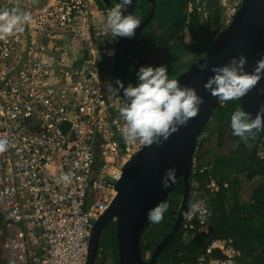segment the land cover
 <instances>
[{
    "label": "built area",
    "instance_id": "2783aa9c",
    "mask_svg": "<svg viewBox=\"0 0 264 264\" xmlns=\"http://www.w3.org/2000/svg\"><path fill=\"white\" fill-rule=\"evenodd\" d=\"M207 1H189L188 14L207 19ZM215 1L224 30L243 0ZM5 9L26 12L0 0ZM99 10L96 0H48L27 11L31 22L21 32L0 40V136L10 141L0 153V214L17 264H86L93 224L116 196L124 165L144 146L126 143L115 123L122 125L126 101L106 86L115 85L114 53L105 67L93 43ZM184 35L192 38L188 26ZM256 154L264 159V136ZM206 187L220 190L213 177ZM200 200L204 214L182 226L193 229L197 221L208 234L211 212ZM241 256L234 238L214 237L194 263L182 264H237Z\"/></svg>",
    "mask_w": 264,
    "mask_h": 264
},
{
    "label": "trees",
    "instance_id": "16d2710c",
    "mask_svg": "<svg viewBox=\"0 0 264 264\" xmlns=\"http://www.w3.org/2000/svg\"><path fill=\"white\" fill-rule=\"evenodd\" d=\"M189 1L156 0L154 17L145 28V34L153 39L147 53H163L156 66L166 65L170 78H176L191 63L204 56L213 46L219 30L212 26L213 13H222L215 0L207 1L208 18L205 20L197 13L188 14ZM97 3L101 9H108L101 0H97ZM151 5L148 0H138L134 15L142 22L150 14ZM187 26L193 40L190 43L184 41V28ZM129 80L132 84L138 83L136 71L129 72ZM237 107H241L238 100L219 104L202 131L194 157L190 203L205 198L211 212L210 233L200 232L197 221L193 229L187 230L182 226L155 264L194 263L214 237L234 238L242 251L237 264H264V159L256 154L257 143L263 134L261 131L255 132L246 142L233 135L230 122ZM213 122L216 123L215 134L209 130ZM211 177L220 185V190L214 194L206 187ZM244 190H247V197ZM183 193V179H179L166 202L169 207L162 221L158 224L149 222L146 227L142 244L143 259L148 260L152 256L157 245L171 230L177 216L172 212L179 209ZM4 219V215L0 214V222ZM147 253L150 254L149 258L146 257ZM109 259L113 261L112 264H119L114 221L104 229L96 264H108Z\"/></svg>",
    "mask_w": 264,
    "mask_h": 264
},
{
    "label": "water",
    "instance_id": "95a60500",
    "mask_svg": "<svg viewBox=\"0 0 264 264\" xmlns=\"http://www.w3.org/2000/svg\"><path fill=\"white\" fill-rule=\"evenodd\" d=\"M108 8L113 5L110 0H104ZM152 3L150 14L136 29L134 37H119L116 40L113 56V73L115 81L120 79L125 87L130 82L129 72L135 42L154 17L156 0ZM138 0H133L124 12L134 15ZM246 55L248 62L246 70L252 72L256 61L264 57V0H243L242 4L224 30L217 36L213 46L206 54L191 63L187 70L176 78L181 85L194 87L204 97L197 116L193 117L187 126L181 127L162 144L153 143L143 146L123 167L121 178L115 185L116 196L107 210L94 222L90 238L86 264H96L101 247V238L105 227L114 221L116 224V241L119 264H155L157 258L182 228L184 212L188 210L191 201V175L194 167V157L198 140L202 131L210 121L213 112L221 103L218 97L211 95L204 88L206 81L214 75L212 67L224 65L232 57ZM207 63L209 67L201 71L199 65ZM123 95V90H120ZM264 78L239 101L242 108L253 117L264 105ZM264 136V130L261 131ZM177 167V179H183L184 193L171 230L155 248L147 260L142 256L143 237L149 224L148 210L161 202H167L174 190L175 184L165 189L162 178L170 167Z\"/></svg>",
    "mask_w": 264,
    "mask_h": 264
},
{
    "label": "clouds",
    "instance_id": "9594fccd",
    "mask_svg": "<svg viewBox=\"0 0 264 264\" xmlns=\"http://www.w3.org/2000/svg\"><path fill=\"white\" fill-rule=\"evenodd\" d=\"M133 4V0H112V7L106 14V26L113 39L119 37H134L136 29L141 25L139 17L125 10ZM31 22L29 12H19L15 9L0 10V40L6 39L14 33L21 32L23 26ZM248 58L246 55L232 57L224 65L212 67L214 73L204 88L212 96L218 97L220 102L240 100L264 78V57L256 61L254 70H246ZM201 71L207 69V63L199 65ZM138 83H129L125 87L120 79L107 83L108 92L119 95L123 90L125 103L119 108V121L117 129L126 143L140 142L145 146L153 143L162 144L169 137L187 126L190 120L197 116L200 106L204 102L198 91L191 86L181 85L174 78L169 77L166 65L141 66L137 72ZM264 94V93H262ZM230 126L233 135L242 141H247L255 132L264 130V105L253 117L244 108L237 107L231 115ZM10 141L7 136H0V153L8 150ZM177 167L166 170L162 178L165 189L176 183ZM65 183H69L71 176L65 173L61 176ZM169 205L161 202L148 210V220L158 224L164 218ZM205 212V202L202 200L190 203L184 212L186 220L193 219L198 213L202 216Z\"/></svg>",
    "mask_w": 264,
    "mask_h": 264
},
{
    "label": "rangeland",
    "instance_id": "374dc122",
    "mask_svg": "<svg viewBox=\"0 0 264 264\" xmlns=\"http://www.w3.org/2000/svg\"><path fill=\"white\" fill-rule=\"evenodd\" d=\"M14 1H16L18 5L20 6V8H22L24 11L31 12V11H34L44 6L48 0H14ZM100 10L102 9L100 8ZM104 10H110V9L108 8ZM107 12L105 13L104 17L102 13H99L100 15H97V17H95L96 24L94 25V27L96 29L94 30L95 33L93 35V43L98 52L100 63L105 65V67H110L111 66V56L115 51V41L113 40L111 41V43H108L106 41L107 35H104V31L106 33L109 31L106 26ZM213 20H214L212 23L213 29L219 28L216 34V37H217L222 32V27L224 26L223 11L220 15L213 13ZM184 41L186 43H190L193 40L192 38L184 35ZM162 57H163L162 52H158V53L155 52L154 55L145 59L144 62L139 65V67L146 66V64L150 66H156L157 62ZM215 126H216L215 122L210 123L209 125V130H212L214 132L213 134L216 133ZM181 202L179 203V207L181 205ZM7 241H8L7 240V230L3 224V221H1L0 222V264H17L14 258L11 256V253L7 249ZM149 256L150 254L147 253L146 257L149 258ZM107 262L108 264H112L113 261L109 259Z\"/></svg>",
    "mask_w": 264,
    "mask_h": 264
},
{
    "label": "flooded vegetation",
    "instance_id": "af4514ba",
    "mask_svg": "<svg viewBox=\"0 0 264 264\" xmlns=\"http://www.w3.org/2000/svg\"><path fill=\"white\" fill-rule=\"evenodd\" d=\"M103 3H105L104 0H101ZM112 2V0H110ZM106 4V3H105ZM145 36L147 38H145ZM153 39L152 36H147L145 34V29L143 31H141V33L138 35V42H135V46H134V50H133V54L134 57L132 59L131 65H130V72L131 71H136L138 72L139 70V65L142 64L144 62L145 59H147L148 57L152 56L155 54V52L158 53V51L152 52V53H147L148 47L153 44ZM140 58L138 60H136L137 57ZM146 66H149L146 64Z\"/></svg>",
    "mask_w": 264,
    "mask_h": 264
},
{
    "label": "crops",
    "instance_id": "0c3cea01",
    "mask_svg": "<svg viewBox=\"0 0 264 264\" xmlns=\"http://www.w3.org/2000/svg\"><path fill=\"white\" fill-rule=\"evenodd\" d=\"M96 2H97V0H96ZM97 4H98V3H97ZM107 11H108V10H104V8H103L102 10H99V13H102V15H103V17H104V15H105V13H106ZM97 15H100V14L97 13ZM113 40L115 41V45H116V40H117V38H116V39H113L111 33L108 31L106 41H107L108 43H111V41H113ZM226 150H227V148L224 149V151H226ZM247 190H248V188H247ZM247 190H246V191L244 190L245 197L248 196V193H246Z\"/></svg>",
    "mask_w": 264,
    "mask_h": 264
}]
</instances>
